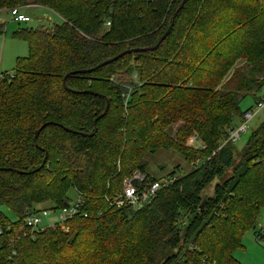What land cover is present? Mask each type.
<instances>
[{"label":"trees","instance_id":"obj_1","mask_svg":"<svg viewBox=\"0 0 264 264\" xmlns=\"http://www.w3.org/2000/svg\"><path fill=\"white\" fill-rule=\"evenodd\" d=\"M181 2L0 0L62 19L19 26L27 55L0 71V208L15 217L0 209V264H242L246 232L264 236V120L237 160L223 142L264 85V0H185L174 15ZM158 149L191 169L150 175ZM136 172L173 180L138 209L113 206ZM72 188L82 203L64 227L20 229Z\"/></svg>","mask_w":264,"mask_h":264},{"label":"rangeland","instance_id":"obj_2","mask_svg":"<svg viewBox=\"0 0 264 264\" xmlns=\"http://www.w3.org/2000/svg\"><path fill=\"white\" fill-rule=\"evenodd\" d=\"M21 12L26 13L30 17L29 22H20L18 24L17 21L13 20L10 10L0 9V25L3 28V33L0 34V71L12 72L16 57L27 55L28 49L26 42L20 38L12 36V33L16 31L19 26L36 28L39 26H51L54 23H60L62 21L60 16L46 7L27 6L25 8H21ZM255 96L256 97H254L253 94H248L241 100L239 104L241 112H244L250 107H254L258 101L264 100V85L255 94ZM263 120L264 105L249 121L247 131L242 133L240 139L235 142V147L237 148L235 150L236 160L240 153L238 151H240L245 145L251 131L254 130ZM238 123L239 117L236 116L233 120V125L235 126ZM195 144L197 146L201 145L199 141ZM144 159L147 172L157 179L162 178L173 170L178 173L188 172L191 169V164L193 162L187 163L180 154L163 149H158L155 153H146ZM210 189L211 186L209 187V190ZM76 194L77 193L74 188L69 190V203H73L75 201L77 196ZM36 207L38 209L45 208L49 212L47 216L42 217L40 227H46L49 223H51V221L58 219L59 210L55 209L54 212H50L51 204L49 202L37 204ZM0 209L8 216H11L12 219H15L7 208L2 206ZM257 228L258 230H263L259 227ZM242 244L244 248L238 249L234 252V256L242 264H264V241L257 244L252 235V231H249L243 236Z\"/></svg>","mask_w":264,"mask_h":264},{"label":"built area","instance_id":"obj_3","mask_svg":"<svg viewBox=\"0 0 264 264\" xmlns=\"http://www.w3.org/2000/svg\"><path fill=\"white\" fill-rule=\"evenodd\" d=\"M10 13L13 17V20L20 22L30 21V17L23 12H21L20 7H14L10 9ZM264 101H259L254 107L246 109L239 120V123L228 129V133L224 139L225 142L235 143L240 139L241 134L247 131L249 121L257 114L260 109L263 107ZM198 140L195 136L191 135L187 139V144L197 147L195 144ZM173 177H169L167 180H155L147 181L144 174L140 172L134 173L132 176L124 178L121 192L111 198L110 203L116 207L130 206L134 209L142 207L144 204H148L156 196V193L161 188L162 185L172 182ZM133 180H136V183H133ZM76 199L73 203H68L66 207H63L59 210L58 219L51 221L48 226H54L56 223H59L61 227H64L63 222L66 219L75 215L81 205V196L76 194ZM70 202V201H69ZM55 209L50 208V212H54ZM49 214L47 209H38L34 211H29L23 217V224L20 225L22 228H30L33 230H38L44 227H40L42 217ZM86 216V214H83ZM4 225L0 224V233L3 231Z\"/></svg>","mask_w":264,"mask_h":264},{"label":"water","instance_id":"obj_4","mask_svg":"<svg viewBox=\"0 0 264 264\" xmlns=\"http://www.w3.org/2000/svg\"><path fill=\"white\" fill-rule=\"evenodd\" d=\"M184 1L185 0H182V2H181V4H180V6L176 9V11H175V13H174V15L180 10V8H181V6L184 4ZM170 27H171V25L168 27V29L166 30V32L162 35V37L159 39V41L156 43V45H154V46H152V47H147V48H142L141 50H147V49H154L164 38H165V36L167 35V33L169 32V30H170ZM131 50H140L139 48H136V49H131ZM131 50H128V51H131ZM126 52V51H125ZM125 52H122V53H120L118 56H120V55H122L123 53H125ZM118 56H116V57H114V58H112V59H110V60H114V59H116ZM109 60V61H110ZM108 62V61H107ZM79 71H84V70H79ZM133 183H136V180H133Z\"/></svg>","mask_w":264,"mask_h":264},{"label":"crops","instance_id":"obj_5","mask_svg":"<svg viewBox=\"0 0 264 264\" xmlns=\"http://www.w3.org/2000/svg\"><path fill=\"white\" fill-rule=\"evenodd\" d=\"M24 14H26V13H24ZM239 120H240V118H239ZM257 227H259L260 229H263L264 230V209L260 212V215H259V218H258V221H257V225H256V229H258ZM263 230H262V232H263ZM252 235L254 237L253 232H252ZM254 240H255V242L257 244H260L262 241H264V236H262L259 240H256L255 237H254Z\"/></svg>","mask_w":264,"mask_h":264}]
</instances>
